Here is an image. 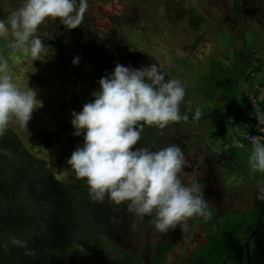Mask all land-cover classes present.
<instances>
[{"label":"rangeland","instance_id":"1","mask_svg":"<svg viewBox=\"0 0 264 264\" xmlns=\"http://www.w3.org/2000/svg\"><path fill=\"white\" fill-rule=\"evenodd\" d=\"M22 4L23 0H0V19L7 20ZM85 15L86 22L88 21L97 38L103 35V38H107L105 41L113 43L128 56L140 58L142 67L155 63L166 74V79L180 80L189 98V106H199L203 113L217 105V94L213 92L212 85L214 83H209L208 80L212 79L213 62L217 59L224 60L226 52L233 50L230 37L237 39V49L243 47V39L250 50L255 46V58H261V61L257 60L253 68L260 70L264 63V0H104L102 4L88 0ZM166 22L168 28L164 27ZM49 23V19H46L37 33L44 32L43 26ZM117 26L124 27V30ZM134 27L138 29L136 32L132 31ZM2 43L6 41L0 39V50H4L8 56L9 73L13 82L21 90L28 87L35 90L37 99L42 102V106L34 110L27 129L21 128L16 122L9 126L24 135L25 139L32 136L45 139L50 133H63L59 120L73 127L72 113L81 112L83 105L93 102L95 97L88 85L80 82L77 76H63L72 71V66L54 62L57 54L50 50L40 60L33 61L30 56L21 53L10 54ZM252 58L253 53L247 52L235 80L241 79L242 71L252 69ZM262 72L263 75L253 84L240 80V90L244 92L248 88L253 89L255 84L259 85L261 78H264V65ZM74 73L80 75L78 69ZM201 85L199 91L198 87ZM216 123V120L209 118L201 122L203 126H198L195 122L191 136L185 134V127L173 133L171 142L181 147L186 158L181 180L186 186L195 182L202 187L203 183L209 182L215 189V195L208 197L203 193L204 199L219 212L226 210L228 206L246 211L261 201L257 196L259 187L264 185V173L258 172L257 175V172L249 169L246 174V169L241 168L240 161L250 167L251 154L250 149L243 151L233 141L236 137L243 138L241 131L229 132L228 139L232 142L226 147L238 156V164H233L227 152H224L223 159L220 160V152L225 144L221 145L222 141L212 138V128ZM183 142L187 144L185 148L181 145ZM34 152L47 161H52L50 154L42 146L35 148ZM195 162L198 166L203 162V170L194 171ZM232 167L234 169L231 170ZM194 219L195 217L188 221L186 229L177 227L167 234L156 231L154 227H131L128 232L123 229L113 231L112 238L147 260L152 259L153 248L157 244L163 241L175 242L166 254L165 264H178L205 243V234L194 223Z\"/></svg>","mask_w":264,"mask_h":264},{"label":"trees","instance_id":"2","mask_svg":"<svg viewBox=\"0 0 264 264\" xmlns=\"http://www.w3.org/2000/svg\"><path fill=\"white\" fill-rule=\"evenodd\" d=\"M166 24L164 27L168 28ZM136 30L132 29L133 32ZM230 39L233 50L226 52L224 60L213 62L212 79L208 80L214 83L217 105L203 113L199 106H189L186 94L180 111L182 115H188V121L168 125L162 130L163 134L156 127L145 126L136 148L148 147L157 151L156 148L172 145L176 130L185 127V134L191 136L192 125L196 122L203 126L201 122L209 118L217 122L212 128L213 139L230 145L229 132H238L239 126L243 138L236 137L233 141L241 144L243 151H252V143L246 140V135L254 131L256 118L247 105L246 91H241L239 81L253 84L258 75H263L264 63L260 70L253 68L257 60L261 61L255 58V46L250 50L243 39V47L237 49V39ZM247 52L253 53L252 69L242 71L241 79L235 80ZM259 83L264 87V78ZM201 87H198L199 91ZM99 88L98 85L96 91ZM186 90L189 92L188 88ZM255 92L259 93V90ZM197 108L201 111L198 120L194 119ZM59 127L63 133H50L45 139L35 136L25 139L10 126L0 136V264H165L166 254L175 242L157 244L152 259L147 260L112 238L113 231L123 229L128 232L133 224H136L135 228H152L151 217L140 222L127 211L125 204L117 206L107 198L103 203L92 201L86 180L77 179L67 164L72 152L83 146V133L74 136V127L62 120H59ZM40 146L47 150L52 161L34 152ZM224 152L231 156L234 165L238 164L239 158L231 149H223L220 160ZM240 166L246 171L251 169L242 161ZM214 191L211 187L203 193ZM209 211L210 220L205 221L199 216L194 219L205 234V243L178 264H264V201L246 211L228 206L219 212L209 204ZM12 237L26 241L27 247L12 246L9 243ZM4 244L9 245L7 249L2 247ZM28 251H34L35 255H26Z\"/></svg>","mask_w":264,"mask_h":264},{"label":"clouds","instance_id":"3","mask_svg":"<svg viewBox=\"0 0 264 264\" xmlns=\"http://www.w3.org/2000/svg\"><path fill=\"white\" fill-rule=\"evenodd\" d=\"M87 9L88 0H23L7 20L0 19V39L6 41L10 54L40 60L48 54L49 46L36 35L39 26L52 19L68 30L76 29L83 24ZM78 60L75 58L73 64ZM99 86V91L93 93L94 101L85 103L81 112L72 113L73 135L83 133L84 143L67 160L75 177L86 180L90 199L103 203L107 198L114 205L125 204L140 222L151 217L149 224L163 234L177 227L186 229L188 221L196 216L210 220L209 203L201 185L194 182L186 186L181 180L186 158L179 145L157 151L135 147L145 126L156 127L163 134L168 125L188 121V115L180 111L186 95L180 80L166 79L155 63L139 69L117 64L111 76L99 80ZM256 87L259 91L264 88L255 84L248 89L257 91ZM41 106L35 90H21L13 82L8 56L0 50V136L12 122L27 129L34 110ZM200 116L197 108L194 119ZM236 131H240L239 126ZM251 143V171L264 173V143L255 137ZM258 191L257 199L264 201V185ZM9 243L27 247L26 241L15 237ZM8 246L2 245L5 249Z\"/></svg>","mask_w":264,"mask_h":264},{"label":"flooded vegetation","instance_id":"4","mask_svg":"<svg viewBox=\"0 0 264 264\" xmlns=\"http://www.w3.org/2000/svg\"><path fill=\"white\" fill-rule=\"evenodd\" d=\"M95 1L101 4L104 2V0ZM86 18L87 16L85 15L83 24L72 30L66 29L60 24L59 20L49 19L50 23L44 27L45 31L42 33L39 31L37 36L49 46L48 50L56 52L57 56L54 62H57V64H70L72 66V71L63 76H77L80 82H84L88 85L93 94L97 90L99 80L102 77L111 76L117 64L132 69H139L142 66L139 62L140 58L128 56V54L120 50L113 43L105 41L107 38H103V35L97 38L92 32L88 21L86 22ZM117 27L120 28V30H124V27ZM134 28L136 29V27ZM3 47L6 48L4 43ZM77 57L79 58L78 63L74 65L73 60ZM75 69H78L80 75L74 73ZM89 95L91 96V92ZM186 145V142H183L182 146L184 148ZM193 167L194 171L199 169L203 170L202 167H204V164L200 162L198 166L195 162L193 163ZM202 188L203 190H209L211 184L205 182L202 184ZM212 193L214 192L205 194L208 195Z\"/></svg>","mask_w":264,"mask_h":264},{"label":"built area","instance_id":"5","mask_svg":"<svg viewBox=\"0 0 264 264\" xmlns=\"http://www.w3.org/2000/svg\"><path fill=\"white\" fill-rule=\"evenodd\" d=\"M258 88L256 87V90ZM246 98L248 99L247 105L252 108L254 111L253 116L256 118L254 131L247 133L246 140L251 143V138L255 137L261 143H264V88H261L259 93L247 89Z\"/></svg>","mask_w":264,"mask_h":264},{"label":"water","instance_id":"6","mask_svg":"<svg viewBox=\"0 0 264 264\" xmlns=\"http://www.w3.org/2000/svg\"><path fill=\"white\" fill-rule=\"evenodd\" d=\"M249 254V253H248Z\"/></svg>","mask_w":264,"mask_h":264}]
</instances>
